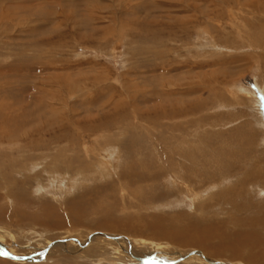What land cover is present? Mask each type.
<instances>
[{"label":"rangeland","instance_id":"374dc122","mask_svg":"<svg viewBox=\"0 0 264 264\" xmlns=\"http://www.w3.org/2000/svg\"><path fill=\"white\" fill-rule=\"evenodd\" d=\"M257 83L264 0H0V182L9 180L0 264H102L91 255L110 250L105 240L130 242L120 252L152 264L202 261L168 238L145 234L180 254L144 245L122 222L213 220L230 232L232 219L255 216L231 208L229 195L264 198V179L246 182L264 176L262 114L249 100L264 97ZM250 131L256 140L239 144ZM119 174H132V188ZM8 187L27 193L20 205L5 198ZM130 190L160 198L144 206ZM121 196L144 209H126ZM44 204L48 224L38 220ZM104 226L116 232H90ZM254 249L221 255L264 262Z\"/></svg>","mask_w":264,"mask_h":264},{"label":"bare ground","instance_id":"6f19581e","mask_svg":"<svg viewBox=\"0 0 264 264\" xmlns=\"http://www.w3.org/2000/svg\"><path fill=\"white\" fill-rule=\"evenodd\" d=\"M262 24V23H261ZM263 83V82H262ZM258 86H259V89L261 90L262 94H264V85L262 84H259L257 83ZM242 88V87H241ZM243 89V88H242ZM249 94V98H252V94L251 91L249 89H246V92L245 94ZM242 100V98H240ZM251 101V105H255L257 110H258V113L257 115H260L262 114V120L260 121L262 127L264 126V103L262 100H259V99H256L254 100L253 98L252 99H249ZM245 103V102H244ZM246 105V104H245ZM248 105V104H247ZM243 106V105H242ZM241 111V110H240ZM253 111V110H252ZM5 113V111H4ZM252 113V112H251ZM6 114V113H5ZM11 114V113H10ZM244 114V113H243ZM40 116V115H39ZM245 116V115H244ZM249 116V115H248ZM38 117V115H37ZM241 117V116H240ZM243 117V116H242ZM252 117H253V114H252ZM5 118V117H4ZM246 117H244L245 119ZM32 119V118H31ZM250 119V118H249ZM258 119V118H256ZM43 120V119H42ZM12 121V120H11ZM40 121V120H39ZM252 121V118L251 120ZM244 122V121H243ZM258 122V121H257ZM246 123V122H245ZM248 123V122H247ZM34 124V122H33ZM39 124V123H38ZM250 124V123H249ZM248 124V125H249ZM8 125V124H7ZM50 125V124H49ZM259 125V122L258 124ZM259 125V127L261 126ZM12 126V125H11ZM247 126V125H246ZM255 127V126H254ZM261 127V128H262ZM3 128V127H2ZM1 128V129H2ZM258 128V126H257ZM255 129V128H254ZM236 130V129H235ZM260 130V129H259ZM2 132V131H1ZM6 132V130L4 131V133ZM237 133V136L241 134V132L239 130L235 131ZM249 132V131H247ZM260 137H262L264 135V128L260 131ZM9 133V132H8ZM10 134V133H9ZM8 134V135H9ZM40 134V133H39ZM256 135H258L255 132L253 131H250L249 135H246L243 134L242 135V139L241 141L239 142V144L241 143H246V142H252L253 141V137H255ZM12 136V135H11ZM10 136V137H11ZM1 137V136H0ZM9 137V136H8ZM7 137V138H8ZM247 137L245 140H243V138ZM258 137V136H257ZM260 137L257 138L258 141H256L255 143V146L257 147L259 144V140H260ZM3 138V137H2ZM6 138V137H5ZM19 138V137H18ZM12 140V138H10ZM14 139V138H13ZM9 140V139H8ZM255 140H256V137H255ZM263 140V138H262ZM233 141V140H231ZM12 142V141H11ZM3 143V142H2ZM237 147V146H235ZM233 148V147H232ZM242 147H238L237 149H240ZM242 149H245V145H244V148ZM196 151V150H195ZM193 152V150H192ZM198 152V151H196ZM249 152V151H248ZM250 153V152H249ZM248 153V154H249ZM193 154V153H192ZM190 155V154H189ZM196 156H197V153H196ZM189 156H187L185 159H187ZM191 157V156H190ZM194 158V157H192ZM248 158V157H246ZM190 159V158H189ZM188 160V159H187ZM192 160V159H191ZM190 161V160H189ZM263 161V160H262ZM241 162V160H240ZM239 162V163H240ZM260 163V162H259ZM234 170V169H233ZM238 170V169H237ZM236 170V171H237ZM21 175V174H19ZM24 175V174H23ZM129 175H132V174H129ZM128 174H126V176L124 177V174H119V177L120 178H123L127 184H129L128 186L130 188H132V186L134 185V183H132L129 178ZM134 175V174H133ZM136 175V174H135ZM9 176V175H8ZM140 176V175H138ZM261 176V177H260ZM260 176H250L247 178L246 182H251L253 183V186L257 185V184H260V182L264 179V176L263 175H260ZM141 177H144L141 175ZM184 177V176H182ZM190 177V176H189ZM140 178V177H138ZM147 178V177H146ZM12 179V178H11ZM27 179V177H26ZM7 181H5V179L2 180V182H0V187L2 189H4V186L5 185H8L7 183L9 182L8 179H6ZM149 180V179H148ZM186 180V179H185ZM141 181V180H140ZM188 181V180H187ZM35 182V181H34ZM125 182V183H126ZM154 182V181H153ZM183 182V181H182ZM211 182V181H210ZM201 183V182H200ZM123 184V183H121ZM197 184V183H195ZM210 183L207 182V181H203L202 183V186H206V185H209ZM11 185V184H10ZM198 185V184H197ZM212 185V184H211ZM9 186V185H8ZM12 186V185H11ZM17 187V185H15ZM199 186V185H198ZM13 187V186H12ZM110 187V186H109ZM194 187V186H193ZM0 188V189H1ZM14 188V187H13ZM179 188V187H178ZM12 189V188H10ZM16 189V188H14ZM13 189V191H10L9 190V187L6 191V194H5V198L7 200H11V202L15 203L16 205H20L19 203L22 202V198L25 199V197L27 196V193H24L25 195H20L21 193H19L17 191H15ZM112 189V188H111ZM141 190V189H140ZM202 191V190H201ZM232 191V189H231ZM239 191V190H238ZM238 191H234L232 192L229 196H230V202L235 203V205L237 204V207L238 208H234L233 206L231 208L235 209L236 211H239V213H243L245 215H247L246 211H251V208L255 209V216L252 217V218H249V217H246L244 216L245 218H235V219H232V221H230V225L232 227H234L233 230H231L230 232L226 231L224 229V223L223 222H216V221H205V222H186V221H179V220H175V219H172V218H164V216H160L162 218H155L153 221L151 222H143L142 226L140 225H137V227H133V221H132V217L130 218H124L123 220V224H127L131 227L132 230H133V233H129L131 236L137 238V239H141L143 242H144V245L147 244H152L154 248H157V246H160L162 248H166V251H168V254L169 255H172V254H180L182 251H177L175 252V249H172L171 245L167 242H156V241H150L149 238L150 236L148 237L147 235H156L158 236L157 238H165V240L168 238V239H171L173 240V242L175 243V245L178 247H183V248H189V249H194V250H197V256L199 257H202V261L200 260H193L192 263H189L192 261V259H185L184 261H178L177 263L174 262L173 260H175L174 256H169L167 257L166 259V262L164 263L163 261V264H214V262H217L218 264H224L223 262L227 263V264H230V258L228 259H222V255L221 253L223 252V250L225 249H231L230 251L233 252V255H234V259L237 258V253H241V252H244V251H247V252H251V250L253 248H255L254 250L257 251V254H262L264 255V198H261V200L256 204V205H252L250 204L249 200L250 199H240L239 194H241L242 192H238ZM127 192V191H126ZM19 193L20 195V198L17 197V194ZM199 194V193H198ZM128 195H130L133 200L137 201V202H140V203H143L144 206H146V204L149 205V207L155 202V200L157 201V199H159L158 197H152V195H148V194H139V191L137 192L136 190H130L128 192ZM197 195V194H196ZM123 196V195H122ZM120 198V202L122 203V206L123 207H126V209L128 208H134V209H137L136 207H138V210H143L144 208L140 207L139 205L135 206L134 203H129V202H126V198L122 197ZM247 195H243L241 196V198H246ZM144 198H149L151 199L152 201H148ZM106 202V201H105ZM228 201H226L227 203ZM100 203H102V201H98V202H95L94 205H93V210H100L101 206ZM225 203V202H224ZM220 204V203H219ZM228 204V203H227ZM15 205V206H16ZM88 206V205H87ZM143 206V207H144ZM251 206V207H250ZM20 207V206H19ZM72 207V206H71ZM70 207V208H71ZM80 207V206H79ZM41 217L38 219L41 223L43 224H48L49 223V219H48V211H49V208L46 207V205L44 204L42 207H41ZM52 208V206H51ZM73 208V207H72ZM76 208V207H74ZM73 208V209H74ZM107 208V207H106ZM79 209V208H78ZM76 209V210H78ZM112 209V208H111ZM18 210V209H17ZM111 210H105V216L104 218H107V219H113V211L110 212ZM50 212V211H49ZM52 212V211H51ZM2 213V212H1ZM5 213V212H4ZM140 213V212H139ZM253 213V212H252ZM252 213H249V214H252ZM56 214V213H55ZM80 215V214H78ZM182 216V215H181ZM250 216V215H249ZM6 217V216H5ZM152 218V217H151ZM143 220L142 218H138V220ZM3 220V219H2ZM139 220V221H140ZM104 221V220H103ZM111 221V220H110ZM4 222V221H3ZM135 222V221H134ZM78 224V223H77ZM141 224V223H140ZM113 225V224H112ZM96 226V225H95ZM135 226V225H134ZM228 226V225H227ZM46 227H49V226H46ZM105 227V226H104ZM126 227V225H125ZM58 228V227H56ZM76 228V227H74ZM124 229V228H123ZM126 229V228H125ZM124 229V230H125ZM230 229V228H229ZM107 231L109 233H115L116 231L113 230L112 228L110 227H105V228H98V229H93V230H90L91 231ZM127 230V229H126ZM128 234V235H129ZM147 234V235H145ZM145 237H148L145 238ZM111 238H114V236H111ZM156 238V239H157ZM163 240V239H162ZM103 246L101 247V249H103L104 245H105V250H108L107 247L110 246V250H108V252H100L99 248H94L96 251L99 252V255H91L92 256V259L93 261L95 262H102V264L104 262H107L108 264H152L149 259H146V260H141L140 257H138L136 255V253L132 252H128L127 256L124 255V253L122 254L120 252V248H124L126 250H128V248L130 247V242H127V245H126V242H124L123 240H114V242L112 241H108L106 242L103 241ZM212 242H216V250H213L212 248L214 246L211 245ZM129 244V245H128ZM97 245V244H96ZM150 246V245H149ZM176 247V248H177ZM258 249V250H257ZM178 250V248H177ZM95 251V252H96ZM129 251V250H128ZM185 251V250H184ZM113 252V253H112ZM254 253V252H253ZM253 253H251L253 255ZM97 254V253H96ZM101 254V255H100ZM111 255H115L114 258L111 257ZM225 255V254H224ZM250 255V254H249ZM258 257V255H257ZM173 258V259H172ZM256 258V256L254 257ZM254 258H251L250 256H246L245 257V261L244 262H236V264H264L263 261L259 260V259H254ZM194 259V258H193ZM210 259H217V260H210ZM263 259V258H262ZM148 260V261H147ZM181 260V259H179ZM92 261V260H91ZM222 261V262H221ZM155 262V261H154ZM6 263V262H5ZM14 264V263H13Z\"/></svg>","mask_w":264,"mask_h":264},{"label":"snow or ice","instance_id":"6c2138e0","mask_svg":"<svg viewBox=\"0 0 264 264\" xmlns=\"http://www.w3.org/2000/svg\"><path fill=\"white\" fill-rule=\"evenodd\" d=\"M262 100H264V97H261Z\"/></svg>","mask_w":264,"mask_h":264}]
</instances>
